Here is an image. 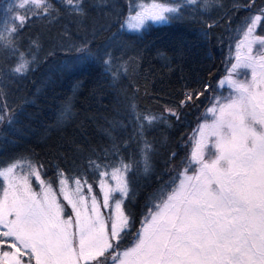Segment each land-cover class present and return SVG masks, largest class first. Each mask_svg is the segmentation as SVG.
I'll return each mask as SVG.
<instances>
[{
  "label": "snow or ice",
  "instance_id": "1",
  "mask_svg": "<svg viewBox=\"0 0 264 264\" xmlns=\"http://www.w3.org/2000/svg\"><path fill=\"white\" fill-rule=\"evenodd\" d=\"M0 264H264V0H0Z\"/></svg>",
  "mask_w": 264,
  "mask_h": 264
},
{
  "label": "trees",
  "instance_id": "2",
  "mask_svg": "<svg viewBox=\"0 0 264 264\" xmlns=\"http://www.w3.org/2000/svg\"><path fill=\"white\" fill-rule=\"evenodd\" d=\"M138 1H144V0H138ZM147 1H151V0H147ZM174 31H176V29L163 27L160 28L158 31L154 32L150 37V39L155 40L159 46L164 47L167 41L170 39L171 33ZM153 67L156 66L153 65ZM156 71L159 72V68H156ZM36 79L38 81H45L50 79L52 82L47 84H43V83L37 84V87L32 89L35 95L30 97V99L34 100L35 103L27 110L28 114L31 117V127L28 129V132L26 133L27 136H31V133L34 131L35 132L39 131L40 127L46 122V120L51 117V114L54 111L53 106L58 105L61 102L59 97L70 95L72 85L77 82L75 78H67V77H61L60 80L57 81L56 76L52 74H49L48 76H44L43 74H38ZM90 79L91 77L89 76L80 77L81 81L90 80ZM90 87L91 85L89 84L86 88L80 89V91H83L85 93V97H87L88 88ZM37 89L39 90L37 91ZM85 97L78 96L75 102L80 106H86Z\"/></svg>",
  "mask_w": 264,
  "mask_h": 264
},
{
  "label": "rangeland",
  "instance_id": "3",
  "mask_svg": "<svg viewBox=\"0 0 264 264\" xmlns=\"http://www.w3.org/2000/svg\"><path fill=\"white\" fill-rule=\"evenodd\" d=\"M138 2H144V1H138ZM147 2H151V1H147Z\"/></svg>",
  "mask_w": 264,
  "mask_h": 264
}]
</instances>
